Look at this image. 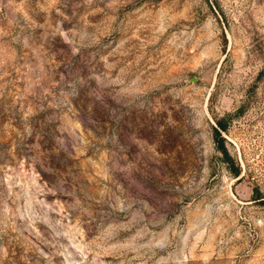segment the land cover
<instances>
[{"label":"rangeland","instance_id":"obj_1","mask_svg":"<svg viewBox=\"0 0 264 264\" xmlns=\"http://www.w3.org/2000/svg\"><path fill=\"white\" fill-rule=\"evenodd\" d=\"M262 200L264 0H0V264H264Z\"/></svg>","mask_w":264,"mask_h":264},{"label":"trees","instance_id":"obj_2","mask_svg":"<svg viewBox=\"0 0 264 264\" xmlns=\"http://www.w3.org/2000/svg\"><path fill=\"white\" fill-rule=\"evenodd\" d=\"M226 129L224 125L221 124L220 121L217 122V125L214 127V136L217 141V147L221 152H223L226 159H229L228 152L224 146L223 137L221 136V131ZM237 173V172H236ZM264 203V200H262Z\"/></svg>","mask_w":264,"mask_h":264}]
</instances>
